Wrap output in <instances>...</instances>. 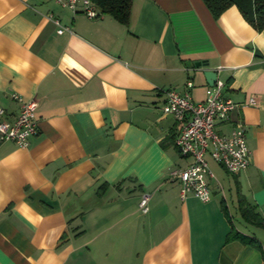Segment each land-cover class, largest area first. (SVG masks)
<instances>
[{
  "label": "crops",
  "instance_id": "crops-1",
  "mask_svg": "<svg viewBox=\"0 0 264 264\" xmlns=\"http://www.w3.org/2000/svg\"><path fill=\"white\" fill-rule=\"evenodd\" d=\"M54 21L69 31L58 34ZM205 70L240 104L232 121L245 127L251 162L229 174V195L208 162L203 203L182 198L170 178L191 160L177 152L180 124L162 108L164 92L183 91L188 78L192 99L204 100ZM13 95L36 101L38 132L27 148L0 142V264H264V235L238 211L242 195L264 220V29L236 7L214 19L201 0H133L122 25L55 0H0L8 120L19 112ZM231 224L260 247L227 243Z\"/></svg>",
  "mask_w": 264,
  "mask_h": 264
},
{
  "label": "built area",
  "instance_id": "built-area-1",
  "mask_svg": "<svg viewBox=\"0 0 264 264\" xmlns=\"http://www.w3.org/2000/svg\"><path fill=\"white\" fill-rule=\"evenodd\" d=\"M62 8L73 14L80 13L89 20L101 18L102 13L93 0H55ZM57 33L69 31L61 27ZM193 81L188 78L183 91L169 89L164 92L165 103L162 112L175 118L180 129L174 139L177 152L191 160L184 169L174 170L171 180L180 185V195H193L203 203L211 199L208 178L212 176L206 157L218 164L231 175H238L247 169L251 162V152L246 142V130L239 121H232V113L240 104L224 96V83L216 81L205 91V99L194 101L191 97ZM12 98L19 103V112L13 120L6 118L5 111L0 108V142L10 141L20 148H27L28 140L38 132L36 118V101L24 102L18 96ZM254 105L255 101L250 100ZM221 124H230L231 130L224 134L218 131ZM139 209L143 214L148 212V195L139 201Z\"/></svg>",
  "mask_w": 264,
  "mask_h": 264
},
{
  "label": "trees",
  "instance_id": "trees-1",
  "mask_svg": "<svg viewBox=\"0 0 264 264\" xmlns=\"http://www.w3.org/2000/svg\"><path fill=\"white\" fill-rule=\"evenodd\" d=\"M133 0H93L102 15H109L122 25L129 22ZM214 19H217L230 7H236L243 19L257 32L264 29V0H201ZM238 211L241 219L252 226L264 229V220L256 207L238 196ZM230 221V220H229ZM231 222V221H230ZM239 241L244 245L260 247L253 237L240 234L231 224V230L226 236V242ZM264 258V254H263Z\"/></svg>",
  "mask_w": 264,
  "mask_h": 264
},
{
  "label": "rangeland",
  "instance_id": "rangeland-1",
  "mask_svg": "<svg viewBox=\"0 0 264 264\" xmlns=\"http://www.w3.org/2000/svg\"><path fill=\"white\" fill-rule=\"evenodd\" d=\"M206 161L210 162V166H211V170L214 173L216 180L220 183L221 187L223 188V192L226 193L227 195H229V193L233 192V188H232V177L229 174H226L221 168L217 167L216 165H214L213 163H211L210 158L207 156L206 157ZM211 185L216 187L217 183L213 180L211 181ZM234 214V212H232ZM235 223L237 222H242L240 217H235ZM243 226H246L251 232H257L258 234H263L264 233L260 230V229H256L252 226H248L246 224H244V222L242 223Z\"/></svg>",
  "mask_w": 264,
  "mask_h": 264
},
{
  "label": "water",
  "instance_id": "water-1",
  "mask_svg": "<svg viewBox=\"0 0 264 264\" xmlns=\"http://www.w3.org/2000/svg\"><path fill=\"white\" fill-rule=\"evenodd\" d=\"M197 66L199 67L200 64H197ZM204 78L206 80V84L209 87H212L215 82L217 81V72L215 70H205L203 72Z\"/></svg>",
  "mask_w": 264,
  "mask_h": 264
}]
</instances>
